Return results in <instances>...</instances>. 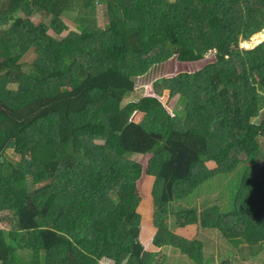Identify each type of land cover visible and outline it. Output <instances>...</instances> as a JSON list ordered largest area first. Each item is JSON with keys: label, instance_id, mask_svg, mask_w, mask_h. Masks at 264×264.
<instances>
[{"label": "trees", "instance_id": "1", "mask_svg": "<svg viewBox=\"0 0 264 264\" xmlns=\"http://www.w3.org/2000/svg\"><path fill=\"white\" fill-rule=\"evenodd\" d=\"M32 7L75 35L51 37ZM262 28L264 0H0V215L10 228L0 264H19L20 251L27 264H160L139 241L137 155L153 177L154 246L202 264L207 236L219 234L229 245L220 264H264V113L256 137L237 141L264 94V40L238 43ZM210 50L203 68L159 78L153 96L123 106L133 78ZM165 91L199 101L170 118ZM218 173L233 177L211 197ZM171 214L192 239L168 230Z\"/></svg>", "mask_w": 264, "mask_h": 264}, {"label": "rangeland", "instance_id": "2", "mask_svg": "<svg viewBox=\"0 0 264 264\" xmlns=\"http://www.w3.org/2000/svg\"><path fill=\"white\" fill-rule=\"evenodd\" d=\"M121 15L124 20H133L134 11L132 8L121 7L119 8ZM97 25L99 28L103 29L105 27V18L104 14L100 13V9L97 8ZM47 15L43 11H39L36 8L32 7L31 10V18L32 20H45L47 22V32L51 37L57 36H65V35H75V32L72 28L64 29L62 28L55 20H48L46 18ZM255 34V33H254ZM253 35V34H252ZM252 35L247 39H242L239 41L238 46L243 50L245 47L242 46L243 42H247L250 40ZM116 44H120V40L118 38L114 39ZM256 45V44H255ZM253 47V46H252ZM215 60L214 51L210 50L205 53V55L195 61L192 62H183L178 61L176 59V54H173L168 59L163 61L161 64L154 65L151 67L146 74L135 77L132 79L134 82V90L133 92L127 94L123 99V106H132L135 107L140 104L146 97L153 96V82L159 78H169L171 75H175L178 72H194L198 69L203 68L208 62ZM67 87H71L70 81L67 82ZM170 91H165L160 97V101L163 106L170 113V118L179 117L184 115V108L187 101H191L195 104L199 101V94L197 92H187L185 95H169ZM260 110L257 115L253 118L254 120H250L247 130L240 133V136L237 141L246 142L254 137H256L258 132V121L262 117L264 113V94L262 98L259 100ZM142 114L139 112H133L131 115V120L134 122H138L141 120ZM264 150V145L261 146ZM10 157L16 159V157L10 154ZM133 159L143 166V173L141 178L137 181V191L140 196V202L137 207L136 212L140 216V230H139V241L143 245L144 249L149 252L156 253V261L160 264H194L190 262L185 256H181L179 254L174 255L170 248H158L153 245V237L157 231L158 222L157 219L153 216V210L151 208V187L153 184V177L147 176L144 173L145 165L147 163V157H143L141 155L134 156ZM261 165L264 166V159L261 161ZM205 166L209 171H213L216 168V165L212 161L205 162ZM233 174V172H232ZM233 177V175L224 176L220 173L216 174L214 178L211 180V184L216 187V189L212 188L211 197H215L218 195L219 189L227 184V182ZM201 200V199H199ZM198 200V201H199ZM198 207H201V203ZM9 220L5 215H0V229H2L5 234H8L9 231ZM163 223L168 228V230L174 235L181 236L187 240H190L194 237V230L192 228L185 227L179 228L175 216L173 214L164 217ZM219 234L208 235V243L204 246L203 257L208 259L206 262L202 264H220L224 261L226 255L225 253L229 249V245L226 242L222 241L219 238ZM212 245V246H211ZM19 255H15L14 260L19 264H27L28 259L30 258V253H24L20 251ZM244 264H262V259L258 255L252 259L245 260ZM100 264H113L111 261L103 260Z\"/></svg>", "mask_w": 264, "mask_h": 264}, {"label": "bare ground", "instance_id": "3", "mask_svg": "<svg viewBox=\"0 0 264 264\" xmlns=\"http://www.w3.org/2000/svg\"><path fill=\"white\" fill-rule=\"evenodd\" d=\"M255 34L252 35V37L250 38L249 41H247V42L244 41L243 44H242V46L245 47V48H247V49L248 48H251L254 44H256L263 37V36H261V37H259V38L257 37L255 39Z\"/></svg>", "mask_w": 264, "mask_h": 264}, {"label": "water", "instance_id": "4", "mask_svg": "<svg viewBox=\"0 0 264 264\" xmlns=\"http://www.w3.org/2000/svg\"><path fill=\"white\" fill-rule=\"evenodd\" d=\"M263 29H264V28H262L261 30H263ZM261 30H260V31H261ZM260 31H257L256 34L260 33ZM263 40H264V36H263V37H262V38L256 43V45H257L258 43L262 42ZM256 45L254 44L253 47L256 46ZM253 47H251V48H253ZM245 49H247V48H245ZM248 49H250V48H248Z\"/></svg>", "mask_w": 264, "mask_h": 264}, {"label": "clouds", "instance_id": "5", "mask_svg": "<svg viewBox=\"0 0 264 264\" xmlns=\"http://www.w3.org/2000/svg\"><path fill=\"white\" fill-rule=\"evenodd\" d=\"M251 49V48H250Z\"/></svg>", "mask_w": 264, "mask_h": 264}]
</instances>
